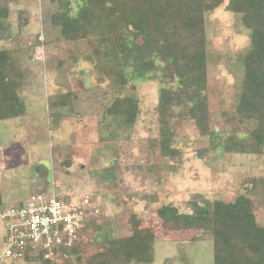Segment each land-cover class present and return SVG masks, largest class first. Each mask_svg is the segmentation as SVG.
<instances>
[{
    "label": "rangeland",
    "instance_id": "374dc122",
    "mask_svg": "<svg viewBox=\"0 0 264 264\" xmlns=\"http://www.w3.org/2000/svg\"><path fill=\"white\" fill-rule=\"evenodd\" d=\"M6 2L0 49L17 52L24 74L17 94L25 114L0 121L1 208L22 203L39 189L74 203L88 195L99 210L92 223L100 230L88 228L82 243L90 245L98 236L126 237L140 226L155 236L153 264H213L210 232L175 223L173 210L165 219L158 211L170 207L193 215L213 201L248 196L247 181L264 178V151L224 153L217 146L220 136L235 129L241 137L251 128L233 117L241 55L249 47L250 33L240 16L227 10L228 0L202 16L208 129L214 136L199 135L193 122L182 118L174 129L175 152L164 156L155 114L157 82L138 80L132 88L99 80L93 61L110 47L100 30L83 36L68 23L67 40L60 26L52 24L66 3L76 17L80 0ZM123 96L138 101L131 127L106 114L112 101ZM254 204L256 222L264 226V193Z\"/></svg>",
    "mask_w": 264,
    "mask_h": 264
},
{
    "label": "trees",
    "instance_id": "16d2710c",
    "mask_svg": "<svg viewBox=\"0 0 264 264\" xmlns=\"http://www.w3.org/2000/svg\"><path fill=\"white\" fill-rule=\"evenodd\" d=\"M223 0H80L77 16L66 6L53 15L52 24L61 35L70 37L66 25L87 32L100 30L107 47L93 61L99 76L123 87L138 80L157 82L159 151L173 155L175 125L182 118L193 122L201 136H214L208 129L206 98V52L202 16ZM227 10L240 16L250 33L249 47L241 55L242 80L233 117L238 124L251 126L241 137L237 130L218 138L224 153L260 155L264 151V0H228ZM8 15V3L0 0V40ZM65 28V29H64ZM69 29V28H67ZM80 37V36H76ZM17 52L0 49V121L25 114L17 91L23 80ZM139 111L132 96L116 97L106 114L121 126L131 127ZM249 195L233 200H216L210 207H197L193 215L177 214L175 208L162 207L159 217L171 214L175 223L197 225L211 234L213 264H264V226L256 222L254 200L264 193V178H252ZM263 192V193H262ZM252 197H251V196ZM63 200H69L64 198ZM0 196V208H1ZM182 221V222H181ZM99 231L98 225L89 229ZM129 236L96 237L88 245L79 241L60 249V258L43 261L26 257L30 264H151L155 236L137 226ZM84 231L87 232L89 229ZM87 248H91L87 250ZM14 262V261H11Z\"/></svg>",
    "mask_w": 264,
    "mask_h": 264
},
{
    "label": "built area",
    "instance_id": "2783aa9c",
    "mask_svg": "<svg viewBox=\"0 0 264 264\" xmlns=\"http://www.w3.org/2000/svg\"><path fill=\"white\" fill-rule=\"evenodd\" d=\"M34 190L26 201L0 208V263L41 257L60 258V249L83 238L99 210L85 195L77 202L57 198L53 193Z\"/></svg>",
    "mask_w": 264,
    "mask_h": 264
},
{
    "label": "crops",
    "instance_id": "0c3cea01",
    "mask_svg": "<svg viewBox=\"0 0 264 264\" xmlns=\"http://www.w3.org/2000/svg\"><path fill=\"white\" fill-rule=\"evenodd\" d=\"M40 188V187H39ZM2 234V233H1ZM19 262V261H18ZM20 262H24V263H26V264H28L26 261H20ZM154 263V258H153V262L151 263V264H153Z\"/></svg>",
    "mask_w": 264,
    "mask_h": 264
},
{
    "label": "water",
    "instance_id": "95a60500",
    "mask_svg": "<svg viewBox=\"0 0 264 264\" xmlns=\"http://www.w3.org/2000/svg\"><path fill=\"white\" fill-rule=\"evenodd\" d=\"M40 190V189H39Z\"/></svg>",
    "mask_w": 264,
    "mask_h": 264
}]
</instances>
